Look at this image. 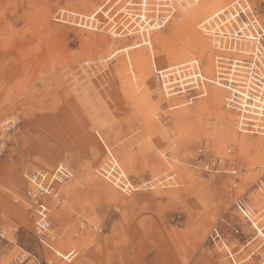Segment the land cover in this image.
<instances>
[{
	"label": "rangeland",
	"instance_id": "374dc122",
	"mask_svg": "<svg viewBox=\"0 0 264 264\" xmlns=\"http://www.w3.org/2000/svg\"><path fill=\"white\" fill-rule=\"evenodd\" d=\"M180 4L0 0V264H14L21 249L42 252L23 176L59 163L72 177L64 206L51 212L49 239L77 255L68 262L45 250L54 264H229L213 227L241 264H264V237L235 204L241 198L264 232V134L236 130L226 97H210L214 82L205 96L178 94L191 103L170 109L153 78L154 68L193 59L205 75L207 61L195 54L159 61L191 47L194 31L217 70L220 52L198 29L201 18L188 22ZM134 50L145 58L135 62ZM110 161L130 191L106 174Z\"/></svg>",
	"mask_w": 264,
	"mask_h": 264
},
{
	"label": "built area",
	"instance_id": "2783aa9c",
	"mask_svg": "<svg viewBox=\"0 0 264 264\" xmlns=\"http://www.w3.org/2000/svg\"><path fill=\"white\" fill-rule=\"evenodd\" d=\"M258 6L264 10V0H260ZM258 6L253 3V0H236V4L223 9L224 13H219V17L213 16L211 21L213 26L216 24V29L211 28L213 41L216 43L217 50L229 51L225 73H238L239 80H235L232 76L221 74L226 80V88L229 91L226 105L230 109H235L240 114L249 115L244 119L239 118L240 127L253 131L257 134V130L264 131L255 124L254 119L264 116V27L259 21ZM169 12V11H167ZM172 10H170L171 14ZM166 12H162L164 14ZM162 14H160L162 16ZM173 14V13H172ZM175 14V13H174ZM173 14V15H174ZM210 29V28H209ZM249 41L253 46V50L247 57L243 56L241 44L239 41ZM224 56L219 54V58ZM220 60H223L222 57ZM197 61L187 63V69L192 72V75H184L179 69L172 70L170 78L177 77L180 82L173 84L174 89L182 90V87L187 89V95L196 97L203 85L202 75L199 72ZM194 65V68L192 67ZM183 66L179 67L184 69ZM168 70L160 67L154 68L153 78L155 82L164 84V79H167L166 72ZM187 73V72H186ZM193 74L196 75L193 77ZM220 77V76H219ZM200 86H196L197 80ZM238 81V82H237ZM221 82H224L223 80ZM185 93V94H186ZM201 95V94H199ZM248 112V113H247ZM245 123H243V122ZM238 130V128H236ZM209 170H215L219 167V162L210 161ZM71 172L63 163L56 164L51 170L35 169L30 173H24L25 179V199H27L26 209L32 218L34 236L37 244L42 249L39 254H34L21 249L15 258V264H24L26 260H30L29 264H54L52 257L45 253V250H50L52 254L62 260L70 261L76 252H67L61 255L54 251L50 243L51 217H50V200L59 194V184L62 180H68ZM264 185V184H263ZM237 209L253 225L251 212L248 210L246 203L240 198L235 201ZM2 232H0V235ZM210 236L224 250L229 264H241L242 261L236 257V252L229 248L228 244L221 236L217 227H213Z\"/></svg>",
	"mask_w": 264,
	"mask_h": 264
},
{
	"label": "bare ground",
	"instance_id": "6f19581e",
	"mask_svg": "<svg viewBox=\"0 0 264 264\" xmlns=\"http://www.w3.org/2000/svg\"><path fill=\"white\" fill-rule=\"evenodd\" d=\"M225 1L226 0H203L201 2H198V0H186V4H180L182 6V8L186 11V14L188 16V18H187L188 22H196L197 19L201 18L198 29L205 36H208L210 38V40H211V42H212V44H213V46L215 47L216 50H217V48H216L217 46H216V43L213 41V38H212V35H211V32H212L211 28L213 27L214 30H215L216 29V27H215L216 24H215V26H213L211 19H212L213 16L219 17V13L220 14L224 13V15H225L226 13L223 12V9L226 8V7H229V6H232V5L236 4V0H233L231 3H228L227 5L224 4L225 6L223 5V7H221L220 5L223 4V3H226ZM210 11L212 13L208 14ZM168 18L169 17H167L165 22L168 21ZM262 20L264 22V16H263ZM259 21L262 23L260 18H259ZM163 24H159V23L156 24V25L155 24L154 25L149 24V26L150 27L151 26L152 27H154V26L161 27L160 25H163ZM262 25H263V23H262ZM263 27H264V25H263ZM192 34L194 36L195 41H194V44L191 47H186L184 50H181L180 52H177L176 54L175 53H171V54L162 53L159 56L160 60L159 59L158 60L160 62L165 63L166 62L165 59L167 60L168 58H170L172 56L188 57L190 55H194L195 54V56H198L199 58H203L204 60L207 61L206 66L204 67V74L205 75L202 74L199 62L196 59H193V60H190V61H186V62H182V63H178V64H175V65H172V66L171 65L170 66H166L165 68H161V69H164V70H168L166 72V76L168 78L164 79V84L163 85L161 84V87H162L161 90L163 91L164 97L166 99V102L168 103L167 106L170 109H174V108H178V107L184 106V105H186L188 103H191V101H189L188 103H185V102L180 100V96L178 94L186 93L187 89H185L184 87H182V90L174 89L173 88V84L178 83L180 81L178 79H176L177 77H175V76L170 78V75H171L170 72L172 70L179 69L181 73H182V71L185 73L184 75H187V76L188 75H192V72H190L187 69L186 65H187V63L190 64L192 61H197L196 63H198L197 66L199 67V72L201 73L202 79L204 80L203 83H202L203 85H201V89H200V86L198 84V79L196 78V80H197L196 86L198 85L197 87H198V89H200V91H198V93L201 94V95L198 94L197 96L200 97V96H205V95L208 94L207 91H206V88H205V83H206V81L210 80V82H214L215 83V84H213V90H212V93L210 94V97H211L212 101L216 104L217 101L220 100L219 98H221L222 94H223V96L226 97L224 106H225V108H229L228 104L226 105L227 98H228V95H229V91L226 88L227 82L223 78H222V80L224 82H221L222 81L221 80V77H222L221 74L225 73L224 71L226 70V67L222 69L221 66H218V65H223L224 62H222V61H225L227 58L221 56L223 60L220 63L219 59H221V57L219 58V55H217L216 62L218 63V65L216 66L217 70L215 72L214 62H212V58H211L210 54L208 53V49L206 48V46L204 44L205 39L202 36H200L199 34H197L195 31ZM144 41L145 40L140 39L139 41H137L133 45H131L130 48L135 49L136 47L141 46L144 43ZM239 42L241 44L242 51L245 52V53H243V56L247 57V54H250L252 52V50H253V46H252L251 42L242 41V40H240ZM126 46L120 47V48H113L112 51L109 52L110 53L109 54L110 55V59L112 57H117L118 53H120L122 50H127L128 48H125ZM127 47H129V46H127ZM220 51L221 52H225V53L229 52V51H226V50H224V51L220 50ZM139 55H141V56H139ZM152 55H154V53ZM133 58H134L135 62H139L140 58H145V56H144V53L140 54V51L134 50ZM152 58L155 61V58L154 57H152ZM129 60H131V59L129 58ZM226 64H227V62H226ZM181 66H183L184 69H180L179 67H181ZM192 67L194 68V65ZM142 71H143V74L145 76V66H143ZM225 74L227 76H232L235 80H239L238 76H240V75H238V73H232V74L225 73ZM195 76L196 75L193 74V77H195ZM211 76H213V78ZM134 81L136 82L137 79H135ZM224 83H226V84H224ZM225 93H228V95H225ZM189 98L193 99V96L189 97ZM230 110H233V111H235L238 114V118H237V120H236V122L234 124L235 128H238L239 131L247 130V129H242L240 127V125H239L240 123H238V122H239V118L240 119H244V118L248 117L249 115L240 114V112L238 113V111H236L235 109H230ZM230 115L231 114L229 113V115H227V117L225 116V118L228 120V116H230ZM150 117H151V115H150ZM258 118L259 119L255 118L254 122H255L256 125L259 126V128H263L264 127V116L263 117H258ZM258 131H259V129L257 130V132ZM259 132H262L264 134V131H262V130H260ZM233 134H235V132ZM2 147H3V143L1 142L0 143V151L2 150ZM217 161L221 162L222 158H218ZM116 164H117V162H116ZM42 170H47V169H42ZM113 170H114L115 174H112ZM105 172H106V174L111 175L113 177V179L116 181V183H120L121 185H123L124 186V189H123L124 191H130L129 187H128L129 184L126 185V183H124V173L123 172H119L118 170L117 171L115 170V164H113V161H110V165L106 168ZM71 177H72V173H71V176H69L68 180H65V181L62 180L60 182L62 184H59L60 185L59 191H58L59 194L56 195L53 199H51V200H53V202L56 205L61 203V200H62L61 189L64 186V184L70 180ZM263 187H264V185H263ZM253 223H254L253 225H255L256 228H257L256 237H258V236H263L264 237L263 230L260 227H258V225H256L255 222H253ZM52 239H53V237H52ZM60 240H61V246H66L67 245L66 242L63 239H60ZM57 253H59V252H57Z\"/></svg>",
	"mask_w": 264,
	"mask_h": 264
},
{
	"label": "crops",
	"instance_id": "0c3cea01",
	"mask_svg": "<svg viewBox=\"0 0 264 264\" xmlns=\"http://www.w3.org/2000/svg\"><path fill=\"white\" fill-rule=\"evenodd\" d=\"M66 166V165H65ZM69 183V181L68 182H66L65 184H64V186L62 187V189H61V195H63V198H62V200H61V203L60 204H58V205H56L54 202H53V200H50V212H52V210H59L61 207H63L64 206V204H65V189H66V187H67V184ZM26 203H27V199L25 200V210H27L26 208ZM51 215V214H50ZM94 229L97 231L98 230V227H94ZM99 231V230H98ZM48 242L50 243V245L52 246V248L54 249V251H56V252H59L61 255H65L67 252H70V251H72V252H76V255H77V249L76 248H69L68 250H65V251H63V250H59L58 248H56V247H54L52 244H51V242H50V239L48 240ZM49 250V249H48ZM51 250V249H50ZM53 253V252H52ZM76 255H74L73 256V258L76 256ZM54 257H56L55 255H53ZM16 258V257H15ZM14 258V259H15ZM72 258V259H73ZM53 259V258H52ZM71 259V260H72ZM70 260V261H71ZM14 262H15V260H14ZM15 264V263H14Z\"/></svg>",
	"mask_w": 264,
	"mask_h": 264
}]
</instances>
